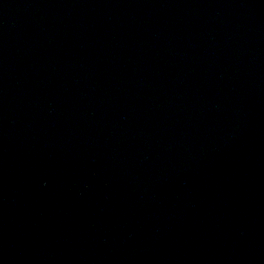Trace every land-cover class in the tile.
I'll return each mask as SVG.
<instances>
[{
  "label": "water",
  "instance_id": "95a60500",
  "mask_svg": "<svg viewBox=\"0 0 264 264\" xmlns=\"http://www.w3.org/2000/svg\"><path fill=\"white\" fill-rule=\"evenodd\" d=\"M0 264H264V0H0Z\"/></svg>",
  "mask_w": 264,
  "mask_h": 264
}]
</instances>
